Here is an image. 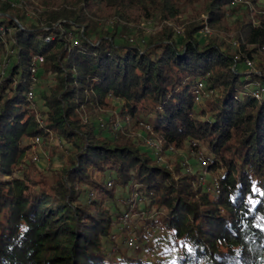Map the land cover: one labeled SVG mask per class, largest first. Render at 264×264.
<instances>
[{
    "label": "trees",
    "instance_id": "obj_1",
    "mask_svg": "<svg viewBox=\"0 0 264 264\" xmlns=\"http://www.w3.org/2000/svg\"><path fill=\"white\" fill-rule=\"evenodd\" d=\"M23 1L0 0V264H264V94L254 96L264 86L261 0H43L42 10ZM200 1L204 15L182 39L165 27L144 48L96 20L105 7L129 22L137 8L177 23ZM229 19L230 45L195 39L205 27L228 29ZM38 58V78L52 83L36 86V111L28 94ZM256 58L253 72L245 61ZM118 99L163 150L202 149L219 193L208 191L211 179L205 186L198 173L170 170L124 134L111 139L85 122ZM51 134L71 149L61 176L41 181L23 167L28 141Z\"/></svg>",
    "mask_w": 264,
    "mask_h": 264
},
{
    "label": "rangeland",
    "instance_id": "obj_2",
    "mask_svg": "<svg viewBox=\"0 0 264 264\" xmlns=\"http://www.w3.org/2000/svg\"><path fill=\"white\" fill-rule=\"evenodd\" d=\"M20 0H17L18 3ZM43 0H24L25 4H33L32 8H37L42 10L44 4L42 5ZM249 2V0H247ZM51 2L55 3L56 6L62 3V0H51ZM251 2V1H250ZM249 2V3H250ZM184 3V0L181 1ZM19 4V3H18ZM260 4L264 5V0L260 1ZM194 5V4H193ZM188 5L187 7L183 8L181 14L177 18L176 22L171 21H161L160 15L154 16L151 19L143 18L142 13H140L139 9H131L129 11L130 15L136 16L137 19H132L129 22L125 20L119 19L114 12L109 11L105 7L101 9L100 12L97 13L98 18L96 19L99 23V27H103L106 30L113 31L115 30V26L119 27V35L118 39H116L120 43H133L134 46H139L141 48L145 47V44L148 43V40L159 34L161 31L165 29V27H174V33L172 39L179 40L182 39L185 34L187 33V29L190 27L192 22L197 21L201 15L204 14L202 11L199 13L198 11L201 10L203 6V1L198 2L195 6ZM251 9L255 10V7L251 4ZM257 12V10H255ZM35 13L34 10L29 9L27 11V17L33 16ZM33 20V19H32ZM34 22V20H33ZM117 22V23H116ZM232 19H229L227 23L228 29L226 26L208 28L209 33L205 34L203 31L202 33L195 35V39L206 40L209 42L211 39L218 40V42H224L226 45H230L231 42L234 41V31H230ZM226 47V46H225ZM225 47H222L225 49ZM261 58L255 59V70L256 72L258 66L261 64ZM36 63V62H35ZM37 64V63H36ZM42 63L37 64V68L33 70L34 75V87H31V90L35 92L34 97L29 101L31 102L30 109L38 110L42 109L43 105L38 98L39 90L36 88L38 85L40 88L45 89V87L52 83V79L48 76V79L38 78L40 75V71L43 72ZM35 66V65H34ZM5 67L4 61L0 64V75L2 76L3 69ZM42 75V74H41ZM31 92V91H30ZM29 98V97H28ZM210 99L208 96L204 97V100ZM108 104L110 106L104 107V109H96L87 113L85 116V122H90L96 127L98 131L103 132L102 134L106 137L112 138H120V134H124L125 136L129 137L132 143L136 146H139L143 151L149 152L152 156L160 155V163L167 164L168 168L172 170V167L178 166L180 168L182 174H186L189 176L199 174L200 182L206 185V180L209 178L212 180V184L215 185L216 181L218 182V175L210 173L207 170V165L210 163V160L202 155L201 151L197 152L195 149H191V151L186 152V150H176L173 147L169 149L163 150V143L159 141L157 138L151 136L152 128L148 126H142L137 128L135 127L136 120L135 118H131L126 115H122L120 111L123 109L124 104L122 101L118 100H108ZM42 113L38 114L39 121H43ZM107 121V127L105 126ZM104 125L105 127H101ZM36 138H33L28 141V144L32 147L31 151L29 152L27 158L25 159V164L23 165L24 169H28L29 173L35 179L39 180H49L52 179L53 176H61L63 168L67 164V155L71 149V146L65 140H61L56 134H51V136L46 140L44 138H40V142H36ZM196 147L198 144H194ZM159 157V156H158ZM217 176V177H216ZM98 181H102L103 175L99 174L97 176ZM203 179V180H202ZM11 180V177L8 178ZM111 184L109 183V186ZM212 185V186H213ZM209 186V187H212ZM212 190V189H211ZM208 190V191H211ZM128 216L125 215L124 217L120 218L119 222L115 224V228L113 229L115 232H123L121 229L123 225H127L128 223ZM130 223V222H129ZM157 232V231H156ZM131 235L127 233L124 235L125 237ZM121 238L120 236L116 235L113 237L116 241V244L119 246H127L124 242L125 237ZM137 244V241H136ZM130 247V246H129ZM132 248V247H130Z\"/></svg>",
    "mask_w": 264,
    "mask_h": 264
},
{
    "label": "built area",
    "instance_id": "obj_3",
    "mask_svg": "<svg viewBox=\"0 0 264 264\" xmlns=\"http://www.w3.org/2000/svg\"><path fill=\"white\" fill-rule=\"evenodd\" d=\"M240 1H242V0H240ZM208 28L209 27H205V29L203 30V32L205 34L209 33V29ZM75 44H76V42H75ZM36 60H37V62H36L37 64H40V63L44 62V60L42 58H38ZM37 64L35 65L36 67H37ZM245 66L250 68L251 70L255 69L254 62L252 60H250V59H246ZM34 71H35V69H34ZM202 89H203V85H200L199 86V90L196 92V94H197L196 98H197L198 101L200 100V93H201ZM34 94H35V92L31 90V92L28 94V97H29L30 100L34 97ZM263 94H264V86H262V85L261 86H257L255 88V90H254V96H256L257 98H261ZM101 127H104V125H101ZM40 140L41 139L39 137L36 138V142H40ZM211 189H213V190H215L216 192L219 193L220 184L216 181L215 185H213L212 187H209L208 190H211ZM127 244H129V246L132 247V248H135V249L138 248V244H136V239L135 238H129Z\"/></svg>",
    "mask_w": 264,
    "mask_h": 264
}]
</instances>
